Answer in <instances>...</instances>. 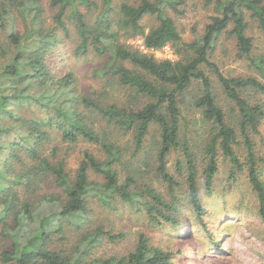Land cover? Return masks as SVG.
I'll list each match as a JSON object with an SVG mask.
<instances>
[{
  "label": "trees",
  "instance_id": "trees-1",
  "mask_svg": "<svg viewBox=\"0 0 264 264\" xmlns=\"http://www.w3.org/2000/svg\"><path fill=\"white\" fill-rule=\"evenodd\" d=\"M43 1L0 0V56L6 59L0 66V156L6 153L7 169L12 163L23 166L17 172L18 180L0 191V263L175 264L170 251L149 244L144 234L139 235L135 248L122 256L93 253L103 235L99 228L82 234L68 250L56 248L55 243L65 239L66 225L80 221L89 197L107 201L116 196L129 203L144 198L151 219L175 221L174 215L166 212L173 210L174 204L166 202L156 188L143 186L139 192L134 168L120 178L118 166L127 154L105 135L110 134V128L119 134H133L134 148L128 156L134 157L146 134L156 126V172L170 187L178 183L167 171L166 158L182 147L185 163L177 160L175 169L181 173L185 167L191 205L198 214L204 211L196 185V158L186 136L181 106L194 82L200 91L185 106L201 110V118L210 124L213 134L203 147L205 186L210 188L218 171V153L229 158L233 176L246 165L264 222L263 170L258 165L262 158L254 153L249 135L257 133L264 117V101L253 98L264 95V54L253 55L247 34L250 21L264 33V1L203 0L204 5L213 4L216 14L210 16L201 35L188 41L169 14L170 10L180 13L182 0ZM145 16L154 17L155 26L146 29ZM224 33L234 38L236 57L246 59L259 78L228 76L220 70L212 56ZM134 38L141 39L143 49L128 43ZM67 41L71 43L60 48ZM165 45L173 49L175 59H157L144 51ZM68 53L78 59L97 60L93 74L104 82L101 93L89 95L79 90L75 73L64 68ZM3 81L10 86L7 93ZM115 85L129 92L125 101L107 99ZM220 94L232 106V114L220 103ZM140 97L145 101L138 107ZM15 125L23 135L13 138L11 134H18ZM53 132L69 143L84 139L97 144L104 157L84 152L72 176L61 161L54 163L39 150ZM240 145L247 151L245 163L235 151ZM23 154L26 159L21 158ZM88 170L100 174L101 180L90 179ZM45 180L52 191L43 189ZM17 185L23 186L22 193Z\"/></svg>",
  "mask_w": 264,
  "mask_h": 264
},
{
  "label": "rangeland",
  "instance_id": "rangeland-1",
  "mask_svg": "<svg viewBox=\"0 0 264 264\" xmlns=\"http://www.w3.org/2000/svg\"><path fill=\"white\" fill-rule=\"evenodd\" d=\"M46 3L47 0H44L43 4ZM178 9L180 13L170 10L169 14L186 41L201 35L203 26L209 21L210 16L216 14L213 4L204 5L203 0H182ZM47 14L50 16L51 12H47ZM143 23L148 29L155 26L156 19L145 16ZM247 34L252 39L253 55L264 54V33L253 21H250ZM220 37L212 56L220 70L228 76L252 75L259 78L258 72L248 67L246 59L236 57L234 38L225 33ZM67 42L61 44L60 48L71 43V41ZM72 43L74 45L75 40ZM128 43L143 49L140 38L130 39ZM144 51L149 52L157 59L176 58L173 49L168 45L157 50L144 49ZM5 61L6 59L0 56V66H3ZM63 64L65 69L75 73L81 92L89 95L95 91L102 92L104 82L93 74L94 67L97 65L96 59L93 61H88L86 58L78 59L68 53ZM6 82L3 81L1 85L5 87V93L10 88ZM199 91L198 82H194L189 88L188 95L190 96L185 95L186 99L181 102V106L184 120L187 122L188 134L186 136L191 142L190 149L196 158V185L204 211L198 214L191 205L186 179L188 173L185 171V167L181 173H177L175 169L177 160L185 163L182 147L171 151L166 158L167 171L175 177L178 183V185L170 187L156 172L155 148L159 141L156 126L152 127L149 134H146L142 147L134 157L128 156L134 148L133 134L130 132L119 134L109 127L110 134L105 135L126 150L127 154L123 158V164L118 166L120 178L123 179L134 168L138 174L136 178L138 179L139 192L142 191L143 186L156 188L166 202L174 204V209L166 212L172 213L175 221L166 222L162 217L151 219L147 214L144 205L147 200L144 198L139 197L140 199H135L136 202L129 203L116 196L107 201L89 197L87 211L80 221L75 220L73 225H66L63 234L65 239L56 242V248L63 247L68 250L75 245L82 234L99 228L103 235L99 246L93 252L97 256L125 255L135 248L139 235L144 234L148 238L149 244L170 251L171 260L175 264H264V222L258 212L257 197L249 183L248 167L244 165L243 169L235 171L233 176L230 173L232 164L229 158L218 153V171L213 176L210 188L207 189L205 186V178L202 173L205 166V161L202 159L203 147L213 134L210 133V124L202 120L201 110L185 106ZM110 92H112V96L107 99L116 100L118 103L119 100L125 101L126 95L129 93L117 85L113 86ZM253 98H261L264 101L262 94H256ZM218 99L227 112L232 114V106L225 102L222 94ZM144 101V97H140L136 106H141ZM127 104L129 105L130 101ZM230 119L233 123L236 122L232 117ZM182 122L184 121L182 120ZM102 126V122H99V127ZM15 127L18 134H11V136L14 138L23 135L19 134V128L16 125ZM249 135L254 146V153L257 158H262L258 165L263 170L261 179L264 181V117L258 125L257 133ZM238 139L241 140V137L238 136ZM39 150L52 162L61 161L65 170L72 176L76 173L84 152L88 151L96 157H104L99 145L84 139L69 143L62 140L58 132L50 134L39 145ZM235 151L240 162L245 163L246 148L243 145L236 146ZM24 155H21L22 159H26ZM6 159V153L5 155L1 154L0 191L10 181L18 180L17 172L20 171V167H23L22 164L12 163L11 168L7 169L4 166L7 164L10 166V163H7ZM88 175L90 179L101 180V175L91 170H88ZM42 187L50 190L51 185L45 180L42 182ZM17 188L22 193L23 186L17 185ZM148 199L150 200V198ZM1 209L2 205H0V212ZM107 233L117 237L109 238L108 235H104ZM2 244L0 239V247Z\"/></svg>",
  "mask_w": 264,
  "mask_h": 264
}]
</instances>
